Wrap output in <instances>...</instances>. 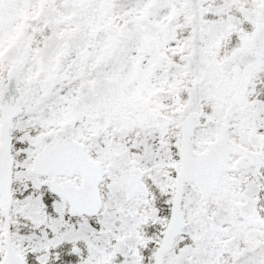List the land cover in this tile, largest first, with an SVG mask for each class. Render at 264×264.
Masks as SVG:
<instances>
[{
    "label": "snow or ice",
    "instance_id": "1",
    "mask_svg": "<svg viewBox=\"0 0 264 264\" xmlns=\"http://www.w3.org/2000/svg\"><path fill=\"white\" fill-rule=\"evenodd\" d=\"M0 264H264V0H0Z\"/></svg>",
    "mask_w": 264,
    "mask_h": 264
}]
</instances>
